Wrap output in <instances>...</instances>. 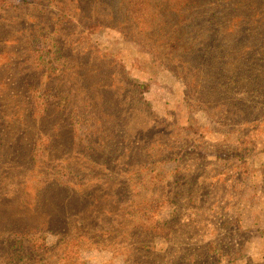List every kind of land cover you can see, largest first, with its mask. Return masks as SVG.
<instances>
[{
  "label": "rangeland",
  "instance_id": "374dc122",
  "mask_svg": "<svg viewBox=\"0 0 264 264\" xmlns=\"http://www.w3.org/2000/svg\"><path fill=\"white\" fill-rule=\"evenodd\" d=\"M261 2L0 0V231L73 222L83 264H264ZM181 11L196 72L147 31Z\"/></svg>",
  "mask_w": 264,
  "mask_h": 264
},
{
  "label": "trees",
  "instance_id": "16d2710c",
  "mask_svg": "<svg viewBox=\"0 0 264 264\" xmlns=\"http://www.w3.org/2000/svg\"><path fill=\"white\" fill-rule=\"evenodd\" d=\"M18 1L24 5H28L31 3V0ZM245 1L246 4L250 3L247 8L249 10L252 9V11L256 10L255 7L260 5V0ZM253 2L257 3L251 5ZM142 3H138V8L142 5ZM161 9L163 10H157L154 18L158 17L159 15L161 16L163 12L168 11L164 9L163 5ZM135 12H137V10L126 7L125 15L134 17ZM175 15L179 16L175 17ZM188 18L189 17L187 11L175 12V14H171L168 17V20L156 22L155 24H157V26H149L147 31L150 30L154 34L155 41L152 45L158 44V46L156 47L160 50V53H162V55L166 54L164 57H168V59L165 60L164 63L167 64L168 61H170L171 63H173V65H175L176 71L179 70L181 72H196V70L192 67L191 62L183 60L181 57L183 53L189 51L190 48L188 44L183 41V38L187 33L184 25L188 22ZM120 25L124 27V25L126 24ZM155 27L158 28L160 33H162V36L159 40H156V31L158 30H156ZM120 30L128 36L131 35L127 34L129 32H126L124 28H120ZM175 69L170 67V70L173 72L175 71ZM40 223L41 222H38V224L29 223L28 225L19 227L17 229L12 230V228H10L9 230L5 229L3 231H0V250L4 251V257L8 264H83L82 257L80 256L81 252L77 243H81L82 241L90 243V238H87V236L80 231L75 232L74 235L66 234L74 231L75 229L83 230L82 227L75 226V223L73 225V222L67 223L64 228V230L66 231L64 234H62V236L59 235L60 237L57 244L49 246L48 244H46V237L42 236V234H44V228L47 227V230L49 224H53H51L50 220L49 222H47V224L46 222H43L41 224ZM169 225V222H164L162 219L157 218V220H148V224L143 223L142 227L143 230L147 229L152 232L151 237H153V241H155L157 238L162 237V234H158V232L161 233L169 230ZM40 227H42L43 229H40ZM152 243V245H155L154 242ZM141 248L144 251H148L153 249L154 247L149 246Z\"/></svg>",
  "mask_w": 264,
  "mask_h": 264
},
{
  "label": "crops",
  "instance_id": "0c3cea01",
  "mask_svg": "<svg viewBox=\"0 0 264 264\" xmlns=\"http://www.w3.org/2000/svg\"><path fill=\"white\" fill-rule=\"evenodd\" d=\"M243 219H244V224H245V222H246V217L244 216ZM247 223H248V221H247ZM257 223L260 224L261 221H259V222H257ZM260 226H261V225H260ZM260 226H259V227H260ZM249 227H251L250 224H247V226H245L246 229L249 228ZM256 242H258V243H257V245H258L257 252H256V253H255V252H252V253H250V255H251L252 257H254V260H255V261H261V259L264 258V235H263V237H262V236L259 237V238L256 240ZM258 251H259V252H258Z\"/></svg>",
  "mask_w": 264,
  "mask_h": 264
}]
</instances>
